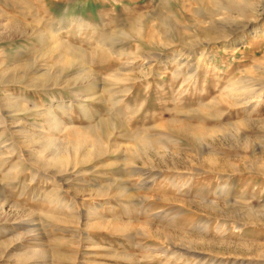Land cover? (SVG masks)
<instances>
[{
  "label": "rangeland",
  "instance_id": "rangeland-1",
  "mask_svg": "<svg viewBox=\"0 0 264 264\" xmlns=\"http://www.w3.org/2000/svg\"><path fill=\"white\" fill-rule=\"evenodd\" d=\"M0 264H264V0H0Z\"/></svg>",
  "mask_w": 264,
  "mask_h": 264
},
{
  "label": "bare ground",
  "instance_id": "bare-ground-1",
  "mask_svg": "<svg viewBox=\"0 0 264 264\" xmlns=\"http://www.w3.org/2000/svg\"><path fill=\"white\" fill-rule=\"evenodd\" d=\"M52 32H53L52 29H50V34H53ZM111 39L112 38H109L108 36L107 37L102 36V38L100 37L99 40H97V41L98 42L100 41L99 43L103 44L104 46L107 45L108 47H110V45H112V43H110L111 42ZM113 40H112V42H113ZM56 47L61 48L62 51H64L65 53H68L70 55H73V56H80L81 58L84 57V56L85 57L88 56V55H86V53L84 54L82 50L76 49L75 47H71L70 45H67V44H64V43H60L59 42V43L56 44ZM52 52H53L52 50L49 51V53H52ZM63 59H64V57H63ZM87 74L88 73H85L84 74V79H86L88 77ZM111 89H112V87H109L107 90H109V92H110ZM89 132L91 133V130ZM148 143H151V142H148Z\"/></svg>",
  "mask_w": 264,
  "mask_h": 264
}]
</instances>
